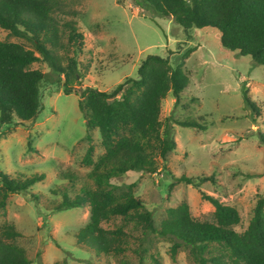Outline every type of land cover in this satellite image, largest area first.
<instances>
[{"label":"rangeland","instance_id":"1","mask_svg":"<svg viewBox=\"0 0 264 264\" xmlns=\"http://www.w3.org/2000/svg\"><path fill=\"white\" fill-rule=\"evenodd\" d=\"M53 17L60 36L56 54L63 65L68 63L66 56L76 62L77 77H69L66 84L64 75L59 78L32 41L0 27V40L32 50L38 59L28 68L45 73L36 117L0 122V170L13 177L45 175L26 191L11 193L0 214V226L13 224L20 232L13 242L25 250L30 264H137L131 250L96 256L77 243L76 233L89 220L87 205L53 207L63 195L72 198L81 186H94L87 176L92 165L82 161L88 146H94L93 162L104 153L99 131L87 129L79 109L81 91L87 86L109 91L128 78H138V66L148 54L167 57L173 67L182 65L188 74L177 101L168 93L160 106L159 118L163 125L173 126L176 145L165 161L159 159L156 173L130 171L112 178L114 191L130 190L140 198L156 225L167 208L181 202L188 204L194 219L213 221L214 207L202 198L204 192L235 207L240 222L234 229L243 231L257 199L264 197V66L222 47L217 29L184 28L134 0H56ZM70 26L80 34L75 42L68 39ZM243 90L257 112L245 103ZM174 120H193L200 127ZM211 174L216 183L206 181L198 187L174 181L181 175L195 179ZM114 223L102 225L109 228ZM170 244L168 238L157 242L163 264H196L186 246L171 260ZM135 245L131 241L130 246ZM145 264L153 263L147 258Z\"/></svg>","mask_w":264,"mask_h":264},{"label":"trees","instance_id":"2","mask_svg":"<svg viewBox=\"0 0 264 264\" xmlns=\"http://www.w3.org/2000/svg\"><path fill=\"white\" fill-rule=\"evenodd\" d=\"M55 1L0 0V27L32 41L59 78L64 75L66 84L69 77H77L76 62L66 56L68 63L63 65L56 54L60 36L53 17ZM134 1L156 16L172 17L184 28L217 29L222 47L249 55L255 65L264 66V0ZM70 28L68 39L75 42L80 34L75 27ZM37 59L21 43L0 40L1 123L11 122L14 117L22 121L36 117L40 109L39 85L45 73L28 66ZM137 72L138 78H128L109 91L91 86L81 91L79 109L87 129L99 131L104 153L93 162L94 146H88L82 161L92 165L87 176L94 186H81L72 198L63 195L53 209L88 206L89 220L76 233V238L79 245L96 256H117L131 250L137 264H145L147 258L153 264H163L157 242L168 238L173 261L180 248L186 246L196 264H264V197L257 199L246 228L238 232L234 229L240 222L238 210L204 192L202 198L214 207L213 221L194 219L188 204L181 202L167 208L165 217L156 225L152 212L140 198L130 190L114 191L112 178L130 171L156 173L159 159L165 161L166 154L175 147L173 126L163 125L159 118L160 106L168 93L177 101L188 84V74L182 65L173 67L167 57L157 54H148ZM243 97L257 112L256 104L245 90ZM174 122L200 127L193 120ZM86 136L92 140L90 133ZM44 177V174L13 177L0 170V214L5 212L11 193H22ZM174 181L195 187L206 181L216 183L213 174L195 179L181 175ZM134 186V182L128 185L130 189ZM113 221L114 225L109 228L102 225ZM19 235L13 224L0 226V264H30L25 250L13 242ZM131 241L136 244L134 247L130 246Z\"/></svg>","mask_w":264,"mask_h":264}]
</instances>
